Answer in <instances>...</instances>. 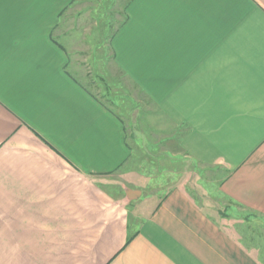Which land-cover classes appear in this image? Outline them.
I'll list each match as a JSON object with an SVG mask.
<instances>
[{
	"label": "crops",
	"instance_id": "obj_1",
	"mask_svg": "<svg viewBox=\"0 0 264 264\" xmlns=\"http://www.w3.org/2000/svg\"><path fill=\"white\" fill-rule=\"evenodd\" d=\"M241 212L264 218V0H0V264H264Z\"/></svg>",
	"mask_w": 264,
	"mask_h": 264
},
{
	"label": "rangeland",
	"instance_id": "obj_2",
	"mask_svg": "<svg viewBox=\"0 0 264 264\" xmlns=\"http://www.w3.org/2000/svg\"><path fill=\"white\" fill-rule=\"evenodd\" d=\"M80 4L82 6V9L87 10V8H89L88 3H85V1H83ZM78 18L79 17H77L76 19ZM77 25H78V21L76 20L75 26ZM85 25H86V19H82V27H84ZM100 53L101 52L98 51V58H100L101 55ZM90 55H91V50L81 51V63L76 73L84 81L85 85L88 86L91 89V91L97 94L101 99L109 103L115 102V100L120 98L117 96V94L122 93V91L120 89L119 90L117 89L118 88L117 85L119 86V84L114 83L113 79L118 78V80L121 81L120 79H122L121 78L122 75H119L121 73H117L115 70H113V71H108V74L105 75L104 72L99 71L98 67L93 66L94 65L93 59L91 60ZM122 84L129 87L125 89L124 94H128L129 96L136 94L137 89L133 87L131 84L123 83V82ZM154 116L155 114L153 113L147 114L148 119L151 121V125H152V120H154ZM150 133H152V130L150 131ZM151 150L152 147H148V149H146V154L152 156L153 154ZM172 164L173 165L169 163L170 166H174L173 169L168 164H167V168H165L166 170L164 172V177H163L164 184L168 185L169 183H175L176 180L179 183L188 181L190 183V186L192 185L191 187L194 188L196 193L197 191L200 193L202 192V188H201L202 186L200 183L201 179L202 178L204 179L205 177L208 178L207 175H209L210 172H206L205 170L199 168L195 163L191 164L186 162L181 163L174 161ZM147 165H149V163H147ZM150 165L152 166V163ZM176 166L177 167L180 166V167L177 168ZM183 170H184V174L182 175L181 178H179L180 173ZM185 170H187L188 173H185ZM191 171L195 172V176L192 178H190L189 175ZM140 190L141 191L139 197L143 195L145 197L144 202L150 203L151 200H153L154 198V196L149 197L150 195L149 193L151 190L150 187H147V184H144ZM203 196L205 197V199L207 198V201L216 203L217 206L219 207V210L221 212L223 211L226 216H230L229 213L231 212V205H228V203L226 202L227 201L226 197L221 198V195H219V193L215 191L214 194H211L209 196L207 195H203ZM238 218H240L243 223L248 222L245 224L246 228L257 234L259 246L264 250V218L260 217L259 215L250 214L248 212H241Z\"/></svg>",
	"mask_w": 264,
	"mask_h": 264
}]
</instances>
